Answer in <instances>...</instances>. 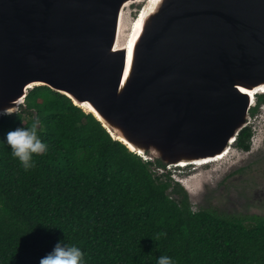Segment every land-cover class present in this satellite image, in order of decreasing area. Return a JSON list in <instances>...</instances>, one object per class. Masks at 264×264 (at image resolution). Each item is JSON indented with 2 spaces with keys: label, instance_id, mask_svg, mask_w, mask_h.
<instances>
[{
  "label": "water",
  "instance_id": "1",
  "mask_svg": "<svg viewBox=\"0 0 264 264\" xmlns=\"http://www.w3.org/2000/svg\"><path fill=\"white\" fill-rule=\"evenodd\" d=\"M40 86L145 160L200 167L264 93V0H0V110Z\"/></svg>",
  "mask_w": 264,
  "mask_h": 264
},
{
  "label": "trees",
  "instance_id": "2",
  "mask_svg": "<svg viewBox=\"0 0 264 264\" xmlns=\"http://www.w3.org/2000/svg\"><path fill=\"white\" fill-rule=\"evenodd\" d=\"M26 104L0 121V264H40L61 241L87 264H157L161 255L175 264H264V220L193 212L171 168L131 152L47 86ZM34 119L48 151L26 171L4 137Z\"/></svg>",
  "mask_w": 264,
  "mask_h": 264
},
{
  "label": "flooded vegetation",
  "instance_id": "3",
  "mask_svg": "<svg viewBox=\"0 0 264 264\" xmlns=\"http://www.w3.org/2000/svg\"><path fill=\"white\" fill-rule=\"evenodd\" d=\"M244 129H246V133L243 137H240L239 133L227 158L210 162L200 167L188 165L179 169H189L188 171L192 172L201 167L211 168L212 164L218 165L212 169L214 172L218 171L216 184L209 176L203 179V183H206L205 186H212V190L208 188L203 190L204 194L214 195L216 193L214 191L215 188L223 196H228L231 202L235 201V203L246 207L243 210L235 211L228 209L223 204H219L218 209L203 210L215 211L220 216L228 219H242L243 221L264 220V93L256 95L255 104L250 110V118ZM254 205L259 206L256 207ZM260 206H262V209L259 208Z\"/></svg>",
  "mask_w": 264,
  "mask_h": 264
},
{
  "label": "clouds",
  "instance_id": "4",
  "mask_svg": "<svg viewBox=\"0 0 264 264\" xmlns=\"http://www.w3.org/2000/svg\"><path fill=\"white\" fill-rule=\"evenodd\" d=\"M7 115L10 113L6 109L0 110V116ZM39 127V119H34L30 126L17 127L7 132L4 137L12 156L26 171L36 167L35 156H42L48 151V144L41 139ZM40 264H87V262L85 253L79 247L61 241L50 253L41 258ZM157 264H175V261L170 256L161 255L157 259Z\"/></svg>",
  "mask_w": 264,
  "mask_h": 264
},
{
  "label": "rangeland",
  "instance_id": "5",
  "mask_svg": "<svg viewBox=\"0 0 264 264\" xmlns=\"http://www.w3.org/2000/svg\"><path fill=\"white\" fill-rule=\"evenodd\" d=\"M212 165L213 166H211V168L210 167H208V168L201 167V168H198L196 170H193L192 172L188 171L189 169L188 170H184V169L180 170V169H176L175 167H171L172 168L171 174L174 175V177L176 179H178V178H188L190 176H193L195 173H203V175L201 177L202 181L205 177L209 176L210 179L213 182L215 181V184H216L217 179H218V174H217L218 171L212 172V169L217 167L218 165H214V164H212ZM223 166H225V165H223ZM190 173H193V174L190 175ZM188 185H189V188L192 190V193L195 194L192 196L187 191L189 198H190V202L192 204V208L195 211H199L202 209H211V208H217L218 209L219 204H223L228 209H233L235 211L241 210V209L243 210L246 207V206L244 207V205H241V204L239 205V203H235V201L231 202V200L228 198V196H225V195L223 196V194L219 193L218 190L215 189L214 187H213L214 191L216 192L214 195L211 196L209 194H204L203 190H206V188L212 190V188H211L212 186H205L206 183L205 184L202 183V185H201V183L199 181L195 180V181H193V184L188 183ZM198 185L201 187L198 188ZM208 185H212V184H208ZM211 202H212V204H211ZM254 206L258 207L259 205H254ZM259 208L262 209V206H260ZM257 211H259V210H257ZM261 212H263V211L261 210Z\"/></svg>",
  "mask_w": 264,
  "mask_h": 264
},
{
  "label": "bare ground",
  "instance_id": "6",
  "mask_svg": "<svg viewBox=\"0 0 264 264\" xmlns=\"http://www.w3.org/2000/svg\"><path fill=\"white\" fill-rule=\"evenodd\" d=\"M232 151V149H230L227 153H225L222 157H219L217 159H214V160H211L209 162H205V163H202V164H207V163H210V162H216L217 160H221V159H225L227 157V155H229V153ZM178 168H181V167H178ZM188 185V183H187ZM189 186V185H188Z\"/></svg>",
  "mask_w": 264,
  "mask_h": 264
}]
</instances>
